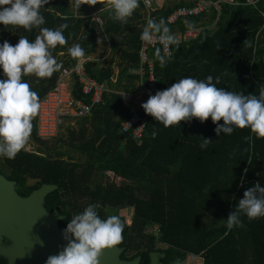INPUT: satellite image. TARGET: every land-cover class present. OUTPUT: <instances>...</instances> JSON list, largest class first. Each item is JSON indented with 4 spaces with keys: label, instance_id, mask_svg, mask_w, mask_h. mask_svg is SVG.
I'll use <instances>...</instances> for the list:
<instances>
[{
    "label": "trees",
    "instance_id": "obj_1",
    "mask_svg": "<svg viewBox=\"0 0 264 264\" xmlns=\"http://www.w3.org/2000/svg\"><path fill=\"white\" fill-rule=\"evenodd\" d=\"M234 2L222 3L220 14L212 10L177 25L166 22L176 36L200 26L206 28L219 15L212 31L205 29L195 41L172 45V55L165 66L155 58L157 48L148 52L160 91L185 76L206 80L211 75L213 83L216 77L220 78L216 86L226 91L259 95V87L264 85V0H255V4H247L246 0ZM189 3L161 2L150 10V18L166 21L174 9ZM79 11L69 7V0H49L41 9L45 17L41 27L68 25L63 32L67 44L52 50L63 68L39 83L31 75L22 80L41 100L53 88L59 73L77 64L68 48L78 43L85 51L84 59H90L84 64L87 74L107 83L113 92L104 95L103 104L91 108L85 119L89 130L82 127L79 132L69 131L66 141H55L61 142L59 147L50 145L53 140L37 137L34 117L30 137L37 150L27 151L25 145L15 159L0 157L6 169L0 172L17 182V192L22 196L30 195L42 184L57 185L58 190L46 198L45 206L49 212L57 209L66 217L60 222L62 231L71 217L89 204L99 205L97 212L102 219L117 215L118 211L133 210L130 226L121 218L125 227L120 244L133 255L130 259L142 256V264H150L152 251L165 254L164 264L182 260L190 264L192 257H198L201 264H264V217L249 221L241 215V226L230 231L225 221L245 190L256 183L264 187V138L250 144L245 140L251 135L249 128L217 137L211 117L204 123L193 118L191 122L181 121L180 127L164 128L147 115L143 140L125 141L120 130L131 113L124 108L121 93L134 92L140 85V77L130 74V69L139 66L146 11L139 2L126 25L114 22L102 4L82 5ZM95 12L103 21L102 28L98 21L91 20ZM38 34L36 28L25 32L23 28L0 24V45L8 41L15 46L22 35L31 41ZM101 38L111 53L103 68L92 59L98 55ZM0 79H5L2 67ZM74 85V99L90 103ZM154 130L155 138L151 135ZM203 138H210L212 143L202 150ZM63 145L67 151L84 156L85 161H73V155L59 150ZM149 226L157 229L158 236L148 232ZM157 244L165 249L157 248ZM0 264L8 261L0 258Z\"/></svg>",
    "mask_w": 264,
    "mask_h": 264
},
{
    "label": "clouds",
    "instance_id": "obj_2",
    "mask_svg": "<svg viewBox=\"0 0 264 264\" xmlns=\"http://www.w3.org/2000/svg\"><path fill=\"white\" fill-rule=\"evenodd\" d=\"M48 4L49 0H0V24L5 28L14 26L16 29L23 28L25 32L39 29L34 40L30 41L22 35L15 46L8 41L0 45V67L5 76V79H0V157L9 160L15 159L27 144L32 132V120L34 117L36 119L42 100L22 77L34 75L39 83L41 79L51 78L63 68L52 50L57 45L67 44L63 32L68 25L60 24L55 29L41 27L45 24L41 9ZM97 4H102L103 9L109 10L110 18L114 22L126 25L139 7V0H69V7L78 13L82 5L92 7ZM179 36L185 42L183 35ZM140 40L144 43L157 41L164 51H168L171 45L179 44L163 18L159 21L149 18ZM68 54L77 61V68L82 66L85 51L80 44L68 48ZM60 55L64 53L61 52ZM155 58L163 67L170 56L165 57L161 49L157 48ZM219 83L220 78L216 77L213 83L211 75L206 80L185 76L167 89L149 96L141 107L146 115L152 116L164 128L180 127L181 121L191 122L193 118L204 123L211 117L212 123L216 125L214 131L217 137L221 133L231 135L235 129L249 128L251 135L245 137V140L250 144L254 143V139L264 138V85L259 87L257 96L226 91L216 86ZM89 115L90 113L83 117L66 119L65 125ZM221 120L223 123H218ZM151 135L155 138L157 132L154 130ZM210 143V138H203L200 148L206 149ZM98 208V204H89L83 212L71 217L63 233L64 239L68 241L67 245L58 255L49 256L46 264H99V257L104 249L122 243L124 222L120 216L110 215L102 219L97 212ZM241 215L247 216L249 221L264 217V187L260 183L245 190L243 198L234 205V210L225 220L229 231L234 226H241Z\"/></svg>",
    "mask_w": 264,
    "mask_h": 264
},
{
    "label": "built area",
    "instance_id": "obj_3",
    "mask_svg": "<svg viewBox=\"0 0 264 264\" xmlns=\"http://www.w3.org/2000/svg\"><path fill=\"white\" fill-rule=\"evenodd\" d=\"M146 11V22L150 18V10L153 8V0H139ZM234 4V0H195L187 5L179 6L168 16L166 22L173 26L181 20L187 18H197L212 10L218 14L221 12V4ZM247 4H255V0H246ZM212 23V29L197 27L189 29L183 34V40L187 43L197 40L208 29L212 31L216 27L217 20ZM91 20L98 21L99 27H103V21L92 15ZM160 48L162 55L171 57L172 45L168 51H164L163 46L157 41L144 43L140 40L138 51L139 66L130 69V74L140 77V85L134 92H123V105L130 111L131 115L122 124L120 134L125 141L132 140L139 142L143 140L147 125V115H145L142 103L146 102L151 95L160 91L157 86V79L154 66L149 59L148 52L152 49ZM89 59H85L82 66L65 69L59 75L55 86L40 101V109L36 115V133L42 140L57 138L61 128L65 125L66 119L72 117H83L90 113L93 105L104 103V95L111 91L106 83H100L89 76L84 68V64ZM77 84L80 93L89 98L90 103L82 100H75L73 96V85Z\"/></svg>",
    "mask_w": 264,
    "mask_h": 264
},
{
    "label": "water",
    "instance_id": "obj_4",
    "mask_svg": "<svg viewBox=\"0 0 264 264\" xmlns=\"http://www.w3.org/2000/svg\"><path fill=\"white\" fill-rule=\"evenodd\" d=\"M58 188L55 184H42L30 195L22 196L17 192V182L0 172V258L8 264H46L49 256L58 255L67 245L60 228L66 217L57 209L49 212L45 206L46 198ZM124 250L119 244L104 249L99 264H142V256L122 259ZM164 257V253L152 251L150 264H164ZM171 264L187 263L182 260Z\"/></svg>",
    "mask_w": 264,
    "mask_h": 264
},
{
    "label": "rangeland",
    "instance_id": "obj_5",
    "mask_svg": "<svg viewBox=\"0 0 264 264\" xmlns=\"http://www.w3.org/2000/svg\"><path fill=\"white\" fill-rule=\"evenodd\" d=\"M179 1L192 2V1H195V0H153V7H155L156 5H158L161 2H163V3L167 4V5H171V4L179 2ZM96 13H99V12H95L94 14H96ZM98 17H99V15H98ZM210 27H211V29L213 28L212 25H207L206 28H210ZM201 28H205V27L201 26ZM175 37L178 40V42H183L180 39L179 35H176ZM110 55H111V53H110V48L108 46V43L106 42L105 39L101 38L100 39V43H99L98 55H96L95 57H92V59L95 60V61H98L99 67L103 68V67H106L108 65V62H109V59H110L108 57ZM60 56H63V55H60ZM118 73H119V69H116V75H118ZM31 76H34V75H31ZM114 80H115L114 82L117 81V79H115V78H114ZM84 119H86V118L80 119V121H77V122L86 123V122H84ZM73 123L74 122H70V125L68 123L67 125H65L63 127L59 137L57 139H54L53 141H51L50 145L52 147H59L61 145V142H55L58 139L66 141V138L69 135V131L75 129V127L72 125ZM37 148H38V146L36 144H34L32 138L29 137V140H28V142L26 144V150L27 151H36ZM66 148L67 147L65 145H63V147L59 148V150H62V149L66 150ZM68 152L69 151H67V153ZM69 153L71 155H73V157L75 159L74 161H77V162H80V163H83L85 161V157H83V156L81 157L78 153H76V151H70ZM0 170H3L4 172H6V169H5L4 165H3V163H1V160H0ZM30 183H33V181H30ZM132 214H133V210L118 211L117 212V215L120 216V218H123V219L126 220V224L128 226H130L132 224V222H131ZM147 229H148L149 233H152V234L158 236V231H157L156 228H152L151 226H149ZM156 247L160 248V249H165V246L160 245V244H157ZM192 258H194V259L190 260V264H201L199 261H197L198 257H192Z\"/></svg>",
    "mask_w": 264,
    "mask_h": 264
},
{
    "label": "crops",
    "instance_id": "obj_6",
    "mask_svg": "<svg viewBox=\"0 0 264 264\" xmlns=\"http://www.w3.org/2000/svg\"><path fill=\"white\" fill-rule=\"evenodd\" d=\"M180 39H181V37H180ZM78 121H80V119H78ZM70 122H72V121H70ZM69 122V123H70ZM84 122H85V119H84ZM74 127H75V129H73V130H71V131H76V132H79V129H81L82 127H84L86 130L88 129L89 130V125L87 124V123H81V122H74L73 124H72ZM69 136V135H68ZM68 138V137H67ZM81 156V155H80ZM82 157V156H81ZM84 157V156H83ZM75 160V159H74ZM73 160V161H74ZM75 162H77V161H75Z\"/></svg>",
    "mask_w": 264,
    "mask_h": 264
},
{
    "label": "flooded vegetation",
    "instance_id": "obj_7",
    "mask_svg": "<svg viewBox=\"0 0 264 264\" xmlns=\"http://www.w3.org/2000/svg\"><path fill=\"white\" fill-rule=\"evenodd\" d=\"M6 244H9L8 242H6ZM120 247H124L125 250L122 254V259L124 260H131L130 258L133 256L130 252H127V247L126 246H122L121 244H119ZM124 256H126V258H123Z\"/></svg>",
    "mask_w": 264,
    "mask_h": 264
}]
</instances>
